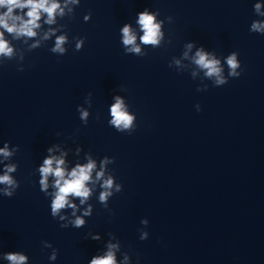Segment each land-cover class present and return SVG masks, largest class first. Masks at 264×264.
<instances>
[{
	"label": "clouds",
	"instance_id": "obj_1",
	"mask_svg": "<svg viewBox=\"0 0 264 264\" xmlns=\"http://www.w3.org/2000/svg\"><path fill=\"white\" fill-rule=\"evenodd\" d=\"M81 0H0V66L6 61L16 59L18 61V71H24L23 60L25 53H16L13 41H21L27 45V51L40 48L47 41L54 39V46L50 48L53 54L63 56L68 49L65 45L69 44V36L65 24L58 21L65 17H74V9L80 4ZM256 16L264 17V2L257 0L253 5ZM159 11H152L145 8L136 15L135 24L138 25L142 35L139 36L140 44L152 46L153 49L170 44L171 40H165L164 24L173 21V17L158 19ZM85 22L91 19L89 12L83 17ZM46 27V30H43ZM121 44L125 54H132L144 57L147 52H142L140 45L137 44V33L132 23H125L120 28ZM249 31L264 35V19H255L251 22ZM59 33V34H58ZM11 37V39H9ZM26 38V39H22ZM86 38H75V51H80L84 47ZM29 40L32 42L29 43ZM183 52L184 58L194 49L191 57L192 62L201 70L204 77L212 82V86L220 87L229 82V78H239L242 74V65L237 51L230 52L227 56L220 57L215 51L207 50L203 45L197 46L195 41L185 43ZM179 59H171L169 67L180 65ZM225 65H227V75H224ZM176 69V68H175ZM177 71V70H176ZM179 72V71H177ZM195 76V73H192ZM209 85L201 82L197 86V91H207ZM122 91L124 89H121ZM114 103L109 106L110 119L108 124L120 133L131 135L137 127V116L130 111V105L126 99L119 94L112 97ZM83 105L77 106L79 119L86 125L90 117L91 93L85 98ZM197 112L201 111L199 104L195 105ZM99 119V116H97ZM19 151V146H11L10 142L5 141L0 147V165H3L0 174V195L11 198L20 187V182L13 175L18 170V163L12 162V158ZM47 155L36 171L39 173L40 191L50 198V214L53 219L60 222V227L82 228L86 225V217L93 214V205L89 203L99 187L98 202L108 208V202L114 194L123 190V185L118 183L116 177L109 169V165L115 163L114 157L104 156L97 160L93 154L84 153L83 162L79 159L83 148L77 146L74 154L77 157L73 164L68 160L71 149L56 143L47 148ZM79 201L77 203L76 201ZM70 210V212L68 211ZM79 213V214H78ZM140 223L147 228L149 220L144 218ZM91 239L100 241L99 233H90ZM109 239L105 244L103 254L97 253L88 264H117V252L123 256L120 264H131V256L128 252H121V243L115 234L109 233ZM148 231L140 229V240H147ZM115 240V243L112 241ZM45 249L51 248L48 257L50 261H55L58 256V249L54 248L49 241L42 242ZM0 259L7 261L8 264H30L29 256L23 251H8L0 253Z\"/></svg>",
	"mask_w": 264,
	"mask_h": 264
}]
</instances>
